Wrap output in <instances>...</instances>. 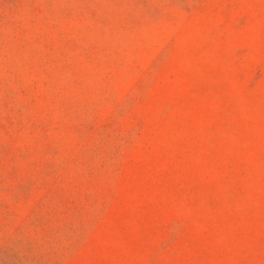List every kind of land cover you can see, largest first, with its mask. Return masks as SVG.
<instances>
[{"label":"rangeland","instance_id":"rangeland-1","mask_svg":"<svg viewBox=\"0 0 264 264\" xmlns=\"http://www.w3.org/2000/svg\"><path fill=\"white\" fill-rule=\"evenodd\" d=\"M0 264H264V0H0Z\"/></svg>","mask_w":264,"mask_h":264}]
</instances>
